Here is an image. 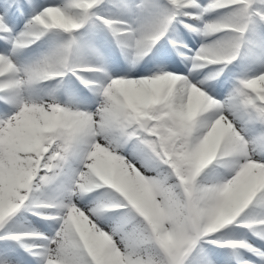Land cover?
Here are the masks:
<instances>
[{
  "label": "snow or ice",
  "instance_id": "6c2138e0",
  "mask_svg": "<svg viewBox=\"0 0 264 264\" xmlns=\"http://www.w3.org/2000/svg\"><path fill=\"white\" fill-rule=\"evenodd\" d=\"M0 264H264V0H0Z\"/></svg>",
  "mask_w": 264,
  "mask_h": 264
}]
</instances>
